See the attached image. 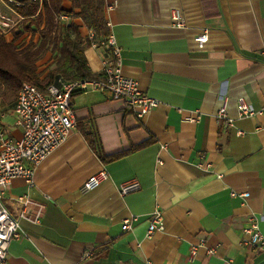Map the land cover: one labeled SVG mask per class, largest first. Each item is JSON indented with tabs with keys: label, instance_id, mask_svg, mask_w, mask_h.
I'll return each mask as SVG.
<instances>
[{
	"label": "crops",
	"instance_id": "crops-1",
	"mask_svg": "<svg viewBox=\"0 0 264 264\" xmlns=\"http://www.w3.org/2000/svg\"><path fill=\"white\" fill-rule=\"evenodd\" d=\"M105 2L122 74L160 104L141 119L109 92L73 95L76 125L65 142L36 167L32 184L16 177L4 197L14 216L21 198L33 202L32 213L43 206L40 222L20 219L22 236L11 240L8 264H264V250L243 241L253 223L264 234V0ZM173 10L186 18L185 28L172 25ZM75 21L85 35L88 28ZM205 30L208 41L199 47L195 37ZM5 37L14 39L11 32ZM37 39L28 32L14 40ZM106 54L104 47L85 49L100 76ZM17 93L0 88V124L15 138L22 134L13 111ZM240 97L254 115H240ZM224 102L227 118L219 120ZM196 114L199 119L188 120ZM92 134L102 154L122 155L104 160ZM201 154L209 170L197 166ZM101 169L109 178L84 191ZM129 180L140 188L121 193ZM245 191L247 198L231 194ZM157 208L165 228L148 235ZM132 215L139 220L124 230ZM201 239L205 245L190 260Z\"/></svg>",
	"mask_w": 264,
	"mask_h": 264
},
{
	"label": "built area",
	"instance_id": "built-area-1",
	"mask_svg": "<svg viewBox=\"0 0 264 264\" xmlns=\"http://www.w3.org/2000/svg\"><path fill=\"white\" fill-rule=\"evenodd\" d=\"M41 1V0H40ZM24 0H0V30L6 33L11 32L22 19L12 8L11 4L21 5ZM107 6V8H110ZM58 19L66 22L70 19L68 13L59 14ZM172 25L177 28L187 26L186 18L178 11L171 13ZM87 39L92 47H104L109 55L102 59V74L95 79H78L64 81L59 79L58 83L50 84L44 92L31 82L24 81L14 102L13 111L16 116V124L22 128L19 138L9 135L0 124V264H8V247L13 238L22 236L20 219H27L32 222H40L43 206L38 204V209L32 213L33 202L24 197L20 199L21 210L18 216H14L6 208L4 197L11 181L16 177H23L29 184H32L36 167L48 157V155L67 139L76 121L72 108V98L77 92L100 91L109 92L113 99L123 100L133 112L144 118L159 104L160 100L143 92L136 79L122 74V53L117 44L115 35L109 33L98 38L94 30L89 29L86 33ZM199 47H203L208 41L207 30L195 37ZM240 115H254L255 110L245 97L238 99ZM0 115H2L0 113ZM219 120L226 119V105L219 109L216 116ZM200 114L188 117V120L196 121ZM232 120L230 121L231 124ZM201 160L197 166L209 170L211 162L205 154H201ZM109 178L106 169H101L90 176L84 183V191L88 192L99 187ZM140 184L136 180H129L120 186L121 193L138 190ZM233 196L241 195L244 198L249 196L245 192H232ZM139 216L126 217L122 222L124 230L131 229ZM148 235L156 231L164 230V215L160 208L155 209L148 219ZM243 241L259 246L264 250V234L260 231L257 223L251 224L244 230ZM205 245V240L192 245L189 252V259L194 260L198 249ZM215 248H208L213 253ZM136 264V263H131ZM144 264H153L146 261Z\"/></svg>",
	"mask_w": 264,
	"mask_h": 264
},
{
	"label": "trees",
	"instance_id": "trees-1",
	"mask_svg": "<svg viewBox=\"0 0 264 264\" xmlns=\"http://www.w3.org/2000/svg\"><path fill=\"white\" fill-rule=\"evenodd\" d=\"M65 1L70 8L65 7ZM16 13L22 16L20 22L11 30L18 40L25 33L38 34L36 41H8L6 32L0 30V88L7 92H17L24 81L36 85L46 92L50 84L59 79L73 81L95 79L100 74L88 64L85 49L90 46L86 34L80 32L75 21L80 18L83 24L94 30L98 38L108 31L105 16V0H24L23 4H11ZM66 12L70 19L61 22L59 14ZM24 39V38H23ZM49 65L39 70V61L49 55ZM92 147L100 152L104 160H114L122 155H104L96 135H88Z\"/></svg>",
	"mask_w": 264,
	"mask_h": 264
},
{
	"label": "rangeland",
	"instance_id": "rangeland-1",
	"mask_svg": "<svg viewBox=\"0 0 264 264\" xmlns=\"http://www.w3.org/2000/svg\"><path fill=\"white\" fill-rule=\"evenodd\" d=\"M50 61V59L48 58V59H46V57L45 58H42L40 61H39V70H43L45 67H47V66H45L48 62Z\"/></svg>",
	"mask_w": 264,
	"mask_h": 264
}]
</instances>
